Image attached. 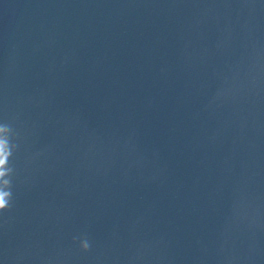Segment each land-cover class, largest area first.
<instances>
[{"label":"water","instance_id":"1","mask_svg":"<svg viewBox=\"0 0 264 264\" xmlns=\"http://www.w3.org/2000/svg\"><path fill=\"white\" fill-rule=\"evenodd\" d=\"M0 264H264V0H0Z\"/></svg>","mask_w":264,"mask_h":264}]
</instances>
